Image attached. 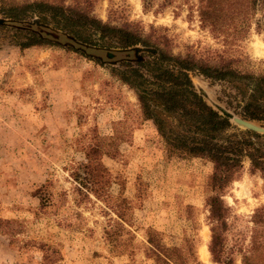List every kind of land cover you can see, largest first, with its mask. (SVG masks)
Wrapping results in <instances>:
<instances>
[{"label": "rangeland", "instance_id": "1", "mask_svg": "<svg viewBox=\"0 0 264 264\" xmlns=\"http://www.w3.org/2000/svg\"><path fill=\"white\" fill-rule=\"evenodd\" d=\"M54 1L80 3L111 25L153 28L167 37L173 54L241 59L243 68H262L264 57L254 51L264 43L259 14L242 26V16L232 10L225 33L212 35L200 28L194 0H188L191 7L174 0L161 9L154 0L148 10L142 0ZM31 24L40 25L34 18L11 23L0 17V220L8 221L0 222V252H6V264H152L145 255L149 233L206 264L199 249L205 244L207 250L210 239L205 200L211 164L165 158L133 93L110 73L121 62L134 64L143 50L135 47L130 59L108 62L70 36L20 50L16 35L30 32L25 25ZM190 79L207 105L230 116L232 132L249 130L246 123L264 136V122L237 114L239 98L230 85L195 74ZM92 130L113 152L100 158L98 197L81 187L83 176H73L81 174ZM247 166L243 162L222 196L229 211L223 256L233 264H264V252L253 251L264 243V186ZM44 184L50 202L41 207L37 193ZM208 261L218 264L209 253Z\"/></svg>", "mask_w": 264, "mask_h": 264}, {"label": "trees", "instance_id": "2", "mask_svg": "<svg viewBox=\"0 0 264 264\" xmlns=\"http://www.w3.org/2000/svg\"><path fill=\"white\" fill-rule=\"evenodd\" d=\"M194 11L200 28L212 35L225 33L232 10L242 16V26L256 14L264 16V0H194ZM154 0H142L148 10ZM174 0H160L157 8L170 6ZM185 4L190 3L183 0ZM193 4L190 3L191 7ZM191 9V8H189ZM191 13V12H190ZM0 17L11 23L36 19L30 32L17 34L16 46L20 50L63 43L72 37L85 49H118L131 53L135 47L143 50L141 59L134 64L121 62L111 67V75L135 98L142 121L154 127L165 158L201 159L211 164L208 178L210 194L206 197L207 222L210 239L207 251L218 264H233L223 256L229 211L222 196L232 182L237 180L247 162L249 174H257L264 186V136L252 130L231 131L230 116L219 113L205 103L194 90L190 75H199L210 82L225 83L236 91L238 115L248 121L264 122V61L257 72L243 68L241 59H200L191 54H173L169 40L150 28L144 32L136 23L125 22L119 26L102 22L80 3L64 4L54 0H0ZM50 27L49 29L46 27ZM39 27L40 31L34 28ZM55 35L56 38H53ZM83 49V48H81ZM99 58L98 56H96ZM241 64V65H240ZM113 155L107 150L104 139L91 131L88 143L83 146L84 162L73 173L86 192L98 197L97 175L104 170L100 158ZM46 184L38 189L41 207L50 202ZM261 209L252 215L253 224L259 222ZM7 220H0V222ZM147 235L146 258L152 264H200L191 250L187 256L176 247H166L160 240ZM253 251L264 252V243L254 244ZM46 259V258H43ZM48 263V262H47Z\"/></svg>", "mask_w": 264, "mask_h": 264}, {"label": "water", "instance_id": "3", "mask_svg": "<svg viewBox=\"0 0 264 264\" xmlns=\"http://www.w3.org/2000/svg\"><path fill=\"white\" fill-rule=\"evenodd\" d=\"M25 28H31V25H25ZM36 31H40L39 27L34 28ZM53 38H56L55 35H52ZM93 52L96 54V56L102 58L105 61H121V60H128L131 58V52L128 50H118V49H95ZM245 127H247L249 130L254 131V128L250 126L249 124L242 123Z\"/></svg>", "mask_w": 264, "mask_h": 264}, {"label": "bare ground", "instance_id": "4", "mask_svg": "<svg viewBox=\"0 0 264 264\" xmlns=\"http://www.w3.org/2000/svg\"><path fill=\"white\" fill-rule=\"evenodd\" d=\"M254 51L257 55L264 57V43L260 45H255ZM207 237H208L207 230H204L203 232L204 241H206ZM199 255H200V259L203 262H205L206 264H210V262L208 261V252L206 250L205 244H203V246L200 247Z\"/></svg>", "mask_w": 264, "mask_h": 264}, {"label": "crops", "instance_id": "5", "mask_svg": "<svg viewBox=\"0 0 264 264\" xmlns=\"http://www.w3.org/2000/svg\"><path fill=\"white\" fill-rule=\"evenodd\" d=\"M6 252H0V264H6L8 261H6Z\"/></svg>", "mask_w": 264, "mask_h": 264}]
</instances>
